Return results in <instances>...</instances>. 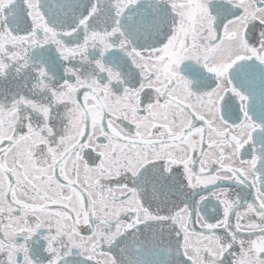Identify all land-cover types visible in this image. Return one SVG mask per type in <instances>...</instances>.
Here are the masks:
<instances>
[{
	"label": "snow or ice",
	"instance_id": "1",
	"mask_svg": "<svg viewBox=\"0 0 264 264\" xmlns=\"http://www.w3.org/2000/svg\"><path fill=\"white\" fill-rule=\"evenodd\" d=\"M0 264H264V0H0Z\"/></svg>",
	"mask_w": 264,
	"mask_h": 264
}]
</instances>
